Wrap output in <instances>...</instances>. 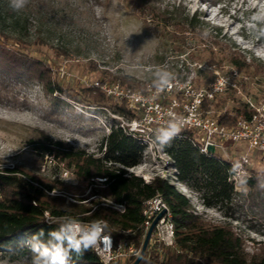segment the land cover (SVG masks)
<instances>
[{
	"label": "rangeland",
	"instance_id": "rangeland-1",
	"mask_svg": "<svg viewBox=\"0 0 264 264\" xmlns=\"http://www.w3.org/2000/svg\"><path fill=\"white\" fill-rule=\"evenodd\" d=\"M153 3L159 10L172 12L173 23L165 27L159 21H150L147 14L142 16L137 0H27L19 10H13L10 0H0V32L9 37L6 44L22 46L23 51L46 63L69 95L54 94L53 101L38 84L0 78L1 167H18L42 178L75 185L68 171L54 174L51 157L38 155L28 141L36 139L41 131L74 149L101 156V140L119 119L129 120L126 101L106 91L115 87L121 91L155 88L157 71L197 87L211 82L215 73L229 76L236 71L227 92L210 105L216 113H234L247 99L264 100V77H254L252 71L239 72L226 60L235 54L247 63L264 67V44L258 38V31L264 33V0ZM192 17L197 23L194 30H181L176 25ZM129 83H142L143 90L133 89ZM91 88L99 91H87ZM99 95L104 100L95 103ZM225 146L229 161L246 152V144L241 141ZM146 161L149 179L165 178L179 193L183 185L163 161ZM249 163V177L252 173L264 175V155L251 152ZM236 190L241 195L230 206L231 217L203 206L189 189L188 198H184L193 214L212 226L230 227L252 252L258 242H264V193L249 194L247 188L239 186ZM34 245L40 246L21 239L18 248L28 249L27 255L15 259V251H2L0 264H32L38 256L32 251Z\"/></svg>",
	"mask_w": 264,
	"mask_h": 264
},
{
	"label": "trees",
	"instance_id": "trees-1",
	"mask_svg": "<svg viewBox=\"0 0 264 264\" xmlns=\"http://www.w3.org/2000/svg\"><path fill=\"white\" fill-rule=\"evenodd\" d=\"M153 2L154 0H137L140 14H147L150 21H159L165 27L173 23H170L173 13L167 8H155ZM176 25L181 30L184 27L194 30L197 23L192 17L184 18ZM258 34L259 40L264 44V33L258 31ZM8 39V36L0 32V78L8 77L18 82L38 84L53 101H56L54 94L69 97L54 79L53 71L46 63L23 51L22 46L7 45ZM226 60L239 72L252 71L254 77H264V67L261 64L247 63L235 54L229 55ZM211 65L214 63L211 62ZM129 86L143 90L142 83H129ZM93 90L99 91L96 88L87 91ZM103 100L99 95L95 103ZM203 105L206 106L207 103ZM242 111L245 113L243 109ZM233 112L221 113L219 123L233 125L239 110ZM126 116L131 119L134 115L128 111ZM185 135L184 139H173L164 146V152L172 160L170 167L176 170V179L196 193L203 206L217 209L224 217H231L230 206L241 195L236 186L228 181L232 164L217 157V153L212 156L199 153L189 141L191 134ZM28 144L38 155L51 157L54 161V174L66 170L76 183L66 184L56 178L33 175L18 167L0 166V253L13 250V258H23L29 251L18 248L21 239L49 248L56 244L57 241L50 233L59 232L61 222L45 223L44 211H48L53 218H62L68 222L103 220L107 225L104 231L115 240L127 239L139 247L143 234L142 204L159 195L170 211L175 248L166 250V261H160L157 256L149 255L146 251L139 264H264V242H258L253 251L248 252L244 239L230 227L212 226L193 214L184 196L177 193L165 178L156 176L146 183L140 177L127 174L125 168H133L143 162L140 154L142 147L130 135L115 128V125L101 140L98 151L103 145L105 151L98 157L84 150L74 149L63 141L53 140L41 131ZM96 179L104 181L96 182ZM237 186L247 188L249 194L261 195L264 193V175L252 173L250 177L239 181ZM88 189L87 195H84ZM52 190L71 196L75 202L67 201L65 196L48 195L47 192ZM91 196H101L123 204L125 210L118 213L101 206L99 199L82 203ZM123 231L129 233L123 235ZM63 246L66 248L67 244L64 243ZM134 259L127 260L125 264L132 263ZM67 264L100 263L88 248L82 255L70 250Z\"/></svg>",
	"mask_w": 264,
	"mask_h": 264
},
{
	"label": "built area",
	"instance_id": "built-area-1",
	"mask_svg": "<svg viewBox=\"0 0 264 264\" xmlns=\"http://www.w3.org/2000/svg\"><path fill=\"white\" fill-rule=\"evenodd\" d=\"M237 72H230L229 76H223L215 73V77L205 86L197 87L190 81L179 82L170 80L172 87H165L158 91L157 87H148L145 91H121L115 87L114 90L106 92L113 95L114 98H121L126 101L127 109L134 116L129 120L119 119L115 128H120L123 132L130 135L142 147L140 152L143 162L133 168H125L127 174H132L141 177L144 182H149L148 172L146 168L147 161H163L164 165L168 166L169 172L175 175L176 170L170 167L172 160L164 152V147L161 149L158 144H154L155 136L159 134L161 129L167 127L168 123L174 119H179L183 122V127L180 133L173 139L180 140L186 137V133L191 134L189 141L196 147L199 153L212 156L217 153V157L232 164L231 175L228 181L235 186L239 181L249 177L248 165L251 152H257L259 155H264V100L255 102L254 100L243 101V106L235 117L233 125H221L218 121L220 113L214 112L210 105L214 103L218 97L224 95L231 84V80L236 76ZM223 81V84H221ZM103 90H106L103 88ZM207 103L204 106V103ZM245 111V113L242 111ZM246 144V152L238 157L237 160L229 161L226 154V144L235 145L237 142ZM212 146L213 153L207 151V147ZM105 147L102 148L100 155L102 156ZM219 153H222L220 155ZM240 167L233 170L235 164ZM12 168L13 166H5ZM66 174V171L64 172ZM148 177V179L146 178ZM104 179H96V182H103ZM96 187V186H95ZM186 187L182 186L178 192L188 198ZM89 191V189H88ZM48 195L65 196L69 202L75 200L64 193L52 190L47 192ZM1 197V195H0ZM92 199H99L100 205L109 207L112 210L123 213L125 207L123 204L115 203L101 196H91L86 203ZM34 204V203H33ZM142 236L149 229L155 217L162 213L161 218L157 221L151 233L147 253L155 255L160 261H166L165 252L168 248L174 249V227L171 220L170 211L166 202L156 195L142 204ZM43 220L50 224L54 221L61 222L60 228L67 223L77 222L83 225H88L91 222L81 221H65L62 218H53L48 211L43 212ZM103 221V220H98ZM104 222V221H103ZM129 231H123V235H127ZM102 236L108 238L106 243L97 242V246L89 247L90 251L97 257L100 264H125L127 260L135 258L140 250L133 242L127 239L115 240L110 234L103 231Z\"/></svg>",
	"mask_w": 264,
	"mask_h": 264
},
{
	"label": "clouds",
	"instance_id": "clouds-1",
	"mask_svg": "<svg viewBox=\"0 0 264 264\" xmlns=\"http://www.w3.org/2000/svg\"><path fill=\"white\" fill-rule=\"evenodd\" d=\"M27 0H10V6L13 10H19L25 6ZM156 85L157 90L161 91L165 87L171 88L172 84L170 80L172 76L170 73L165 71L156 72ZM223 84V81H221ZM183 122L179 119L170 121L166 128L161 129L159 134L155 136L154 144L162 149L168 145L169 142L177 136L182 130ZM240 167L237 163L233 166V170ZM107 227L103 221H93L88 225H81L77 222H71L64 224L59 232H52L50 235L57 241L56 244L49 247L43 245L37 247L33 246L32 251L38 252L32 262V264H67L69 259V251H75L78 255H82L83 251L89 247L97 246V242L106 243L108 238L102 236L104 229ZM42 231V230H41ZM66 243L65 248L63 244Z\"/></svg>",
	"mask_w": 264,
	"mask_h": 264
},
{
	"label": "water",
	"instance_id": "water-1",
	"mask_svg": "<svg viewBox=\"0 0 264 264\" xmlns=\"http://www.w3.org/2000/svg\"><path fill=\"white\" fill-rule=\"evenodd\" d=\"M207 151H208L209 153H213V152H214V149H213L212 146H208V147H207ZM161 216H162V213H159V214L155 217V219L152 221V223H151L149 229L147 230V232H146V234H145V236H144V239H143V241H142V243H141V246H140V250H139L138 255L135 257L134 261H133L132 263H130V264H139V262L142 260L144 254H145V252H146L147 245H148V242H149V239H150L151 233H152V231H153V228H154V226L156 225L157 221L161 218Z\"/></svg>",
	"mask_w": 264,
	"mask_h": 264
}]
</instances>
